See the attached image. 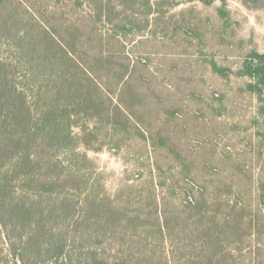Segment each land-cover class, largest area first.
Returning <instances> with one entry per match:
<instances>
[{
	"label": "trees",
	"instance_id": "1",
	"mask_svg": "<svg viewBox=\"0 0 264 264\" xmlns=\"http://www.w3.org/2000/svg\"><path fill=\"white\" fill-rule=\"evenodd\" d=\"M25 1L0 0V244L8 245L0 264H238L252 248L259 220L231 200L230 187L222 198L218 187L208 194L183 175L191 186L185 200L161 203L155 190L166 184L151 180L146 192L128 189L125 202H138L136 208L122 206L107 195L87 155L101 149L103 129L128 133L143 103L129 64L103 54L100 26L115 38L133 34L142 8L148 17L171 3L75 0L77 7L90 6L88 20L77 24ZM191 1L210 6L215 0ZM242 2L264 9V0ZM210 66L224 79L247 78L245 89L264 119V52L250 51L236 72ZM261 202L264 211V192Z\"/></svg>",
	"mask_w": 264,
	"mask_h": 264
},
{
	"label": "rangeland",
	"instance_id": "2",
	"mask_svg": "<svg viewBox=\"0 0 264 264\" xmlns=\"http://www.w3.org/2000/svg\"><path fill=\"white\" fill-rule=\"evenodd\" d=\"M168 1L170 7H164L158 15L146 17L147 11L142 8L133 34L120 33L115 38L109 27L100 26L103 54H117L118 61L129 64L132 83L143 103L137 107L138 121H133L128 133L113 134L103 129L101 149L87 155L101 174L107 195L117 197L116 203L122 206L136 208L138 202H125L128 189L146 192L151 180L166 184L155 190L161 203L185 200L191 186L181 180L183 175L208 194L218 187L222 198L230 187L231 200L244 205L248 218L259 220L252 248L243 251L246 257L238 264H264L261 104L245 89L247 78L230 74L224 79L210 66L213 61L236 72L250 51L264 52V9L247 8L242 0H225L224 8L221 0L210 6L191 0ZM25 3L77 24L88 20L90 10L86 2L77 7L75 0ZM220 9H224L225 18L220 16ZM97 50L94 47L91 53ZM262 98L264 106V91ZM135 126L147 140L136 134ZM160 137L168 148L160 145ZM176 154L183 165L177 162ZM173 193L176 195L171 198ZM7 248L3 240L0 250L5 252Z\"/></svg>",
	"mask_w": 264,
	"mask_h": 264
}]
</instances>
